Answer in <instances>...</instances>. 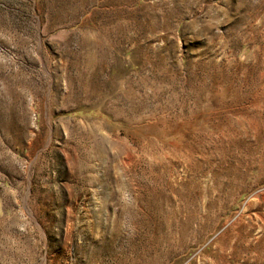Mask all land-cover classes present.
Wrapping results in <instances>:
<instances>
[{"label": "rangeland", "instance_id": "374dc122", "mask_svg": "<svg viewBox=\"0 0 264 264\" xmlns=\"http://www.w3.org/2000/svg\"><path fill=\"white\" fill-rule=\"evenodd\" d=\"M263 78L264 0H0V264H264Z\"/></svg>", "mask_w": 264, "mask_h": 264}, {"label": "bare ground", "instance_id": "6f19581e", "mask_svg": "<svg viewBox=\"0 0 264 264\" xmlns=\"http://www.w3.org/2000/svg\"><path fill=\"white\" fill-rule=\"evenodd\" d=\"M263 72V71H262ZM262 77V76H261ZM264 79V78H263ZM263 84V83H262ZM262 89V91H263V93H264V85H263V87L261 88ZM261 93V92H260ZM259 93V94H260ZM262 93V94H263ZM258 94V93H257ZM256 94V95H257ZM258 94V95H259ZM259 96H261V94L259 95ZM263 98H264V95H263ZM214 111H215V113L217 114V113H222L223 111H222V109H214ZM247 134V133H246ZM248 135V134H247ZM264 135V134H263ZM234 136V135H233ZM230 138V137H229ZM262 139H263V145H262V152H261V155L259 156V160H264V136L262 137ZM249 140V139H248ZM262 166H264V163L262 162L261 163V167ZM259 200H261V202L264 204V196H262L261 197V199H259ZM261 203V204H262ZM258 216V220L260 221V224H259V226H258V228L256 229L259 233H260V235H261V239L259 240V242H258V244H257V247L262 251V261H264V216L263 215H260V214H258L257 215ZM251 227V226H250ZM249 227V228H250ZM248 231H250V230H248ZM247 238H248V233H247V236H246ZM247 242H246V248L250 251V253H252L253 252V250L254 249H252L251 248V246H250V244H249V241L248 240H246ZM248 251V252H249Z\"/></svg>", "mask_w": 264, "mask_h": 264}]
</instances>
